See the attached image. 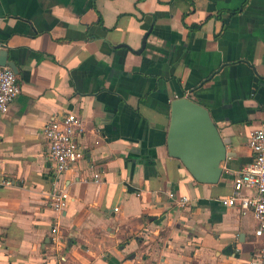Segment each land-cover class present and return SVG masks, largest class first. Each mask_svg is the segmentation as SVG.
I'll return each instance as SVG.
<instances>
[{
    "label": "crops",
    "instance_id": "0c3cea01",
    "mask_svg": "<svg viewBox=\"0 0 264 264\" xmlns=\"http://www.w3.org/2000/svg\"><path fill=\"white\" fill-rule=\"evenodd\" d=\"M0 47L19 86L0 115V264H251L253 216L220 199L264 128V0H0ZM176 98L224 141L216 185L168 154ZM67 113L85 155L57 175L43 128Z\"/></svg>",
    "mask_w": 264,
    "mask_h": 264
},
{
    "label": "built area",
    "instance_id": "2783aa9c",
    "mask_svg": "<svg viewBox=\"0 0 264 264\" xmlns=\"http://www.w3.org/2000/svg\"><path fill=\"white\" fill-rule=\"evenodd\" d=\"M19 95V86L15 73L7 66H0V115L6 112L8 105ZM81 118L73 113L52 116L43 128L47 142V156L53 163L54 171L61 175L73 168L84 158V150L79 138L84 134ZM251 161L235 172L230 194L220 199L222 206L236 208L241 212H250L256 224L254 235L260 244L251 264H264V128L254 130L248 139ZM98 174L93 180H98ZM7 180H0V186H7ZM66 190L54 189L48 197L51 209L61 212L69 202ZM169 201L177 208H185L191 201L187 196L168 194ZM115 212L118 208L114 209Z\"/></svg>",
    "mask_w": 264,
    "mask_h": 264
},
{
    "label": "water",
    "instance_id": "95a60500",
    "mask_svg": "<svg viewBox=\"0 0 264 264\" xmlns=\"http://www.w3.org/2000/svg\"><path fill=\"white\" fill-rule=\"evenodd\" d=\"M0 66L17 68L7 60L0 47ZM166 146L169 156L181 162L192 178L200 183H219L226 162V146L210 114L202 105L188 99L176 98L170 104V126Z\"/></svg>",
    "mask_w": 264,
    "mask_h": 264
}]
</instances>
